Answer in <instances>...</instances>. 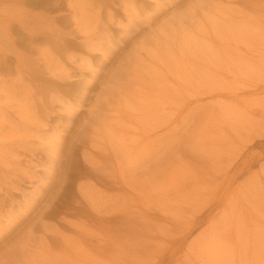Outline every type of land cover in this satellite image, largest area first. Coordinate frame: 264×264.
Wrapping results in <instances>:
<instances>
[{
  "label": "bare ground",
  "instance_id": "bare-ground-1",
  "mask_svg": "<svg viewBox=\"0 0 264 264\" xmlns=\"http://www.w3.org/2000/svg\"><path fill=\"white\" fill-rule=\"evenodd\" d=\"M148 1L23 0L21 52L9 23L3 72L8 81L2 90L20 98L9 106L0 101L5 129L0 133V220L11 212L1 207L11 209L10 201L18 196L24 202L13 200L12 208L37 210L59 163V178L66 183L60 193H75L89 221L64 231L44 226L43 212L52 203L46 201L36 211L43 234L39 246L30 253L34 238L29 232L26 244L12 251L15 264H106L112 259L124 264H264V233L251 227L253 214L264 209V176L243 178L257 165L264 173V163H258L261 156L223 162L217 150L218 144L234 143L246 149L264 139V104L247 106L264 98V0H253L257 10L246 14L232 9L213 14L210 0L187 9L178 8L176 0H157L154 13L142 20ZM116 8L125 14V28L120 29ZM169 12L170 19L155 23ZM138 35L149 46L141 49L145 58L138 50L116 59ZM247 79L245 87L228 88ZM75 93L84 103L72 100ZM7 116L14 122L8 123ZM79 116L73 146L63 144L64 127L52 146L39 140L49 124L63 121L71 129ZM201 122L208 124L197 136L208 141L204 149L194 140ZM43 157L49 172L41 165ZM77 162L103 191L94 185L70 189L67 180ZM172 163L184 170L171 183L160 181ZM38 180L44 181L40 187ZM24 185L33 192L23 191ZM145 200L160 203L161 226L121 253L119 224L132 231L135 202L142 209ZM143 216L148 217L146 210ZM170 237H175L172 243ZM50 241L57 244L55 255Z\"/></svg>",
  "mask_w": 264,
  "mask_h": 264
},
{
  "label": "rangeland",
  "instance_id": "rangeland-1",
  "mask_svg": "<svg viewBox=\"0 0 264 264\" xmlns=\"http://www.w3.org/2000/svg\"><path fill=\"white\" fill-rule=\"evenodd\" d=\"M155 1L157 0L148 1L149 3H148V7L145 10V14L143 16H140V19L144 20L146 15H152L154 13L153 8H154ZM161 1L162 0H160V3H162ZM202 1H208V0H176L175 3H178V6H177L178 8L187 9L193 6L194 4L198 2H202ZM239 1L240 0H210L208 7L212 8L213 14H216L219 11H223L226 9H229V10L232 9L233 12H239L240 14L242 13L246 14L248 12H251L252 10H257L256 8H258L253 5L252 3L253 0H242L244 3H239ZM170 2L171 0H168L165 3H170ZM42 4L44 3L42 2ZM260 6L264 8V2ZM22 7H23V0H0V101H2L4 104L6 103L5 106L6 105L9 106L10 101H12L14 98H17V97L20 98V96L18 95H16V97L14 98H11V94L9 95L5 94L4 91L2 90V87L5 85L4 81L6 82L8 81V78L5 76L6 74L4 75L3 72L5 70L4 63H5V55H6V47H7L6 35H7V29H8L9 23H12L11 24L12 33L15 39L17 50L21 52V50L23 49V47L21 46V42L19 41L21 32L18 26V21L21 16ZM32 7L34 8V6H31V8ZM40 7H41V3H40ZM36 10H40V9L38 8ZM170 12L165 16L159 17L155 23H162L163 21L170 19V16H171ZM50 15H54V14L51 13ZM115 15L117 16L116 18H118L122 23V27H120V29L125 28L127 25V22L124 16L125 14H122L120 9H117V11L115 12ZM6 18H7V25L4 27L3 22ZM120 36L121 35L119 34L115 35L113 41L117 42ZM144 39L145 38L142 35L141 36L138 35L135 38H133V40L125 48H123V50L119 53V56L116 59H120V57L123 56L124 53L126 52H129V51L138 52V50L141 53L142 58H145L146 56L145 52L141 49L147 50L149 46L143 44ZM86 80L90 81V78L87 77ZM249 83H250V80L248 79L247 80H235L232 84L228 86V88L236 89L240 87H245ZM72 96H73L72 98L73 101L75 102L81 101L84 103V98L80 94L75 93ZM21 98H22V95H21ZM19 102L21 103L20 100ZM85 103L87 105L86 100H85ZM259 104H264V98H260L258 100H250L247 106L258 107ZM54 106H55V110H57L58 109L57 104H54ZM85 108H87V106H85ZM82 117L83 116L78 117V119L74 122L71 129H70V125L66 127V124L63 121L57 122L56 120L55 122L49 124V126L44 129L48 133L46 134L44 138L42 137L39 140H42V144L45 147L52 146L51 144L49 145V143L53 141L54 135H58L64 127L65 134L63 138L64 139L63 144L65 142L66 146H67V143L73 146L72 140H70V138L73 137L72 132L74 131V128H76L77 126L81 124ZM25 118H29V114L25 113ZM6 120L8 123L14 122L13 116H10V118H8L7 116ZM1 121H2V118L0 117V122ZM187 124L189 127L194 126L193 122H187ZM207 126L208 124L203 125V123L201 122L196 132V137H194V140L196 142L198 141L197 143L200 148L206 147V145L208 144V141L204 140L202 137H197V136L205 132V129L207 128ZM0 128H1L0 133H3L5 131V129H3L4 127L0 126ZM182 132L183 130L179 132L177 136H173L175 133H172L171 139L177 138L178 136H180ZM7 134H8V131H7ZM18 138H21V136L18 135ZM0 140H2V138H0ZM8 141H9V138L6 137V143ZM259 143H263L264 145V139L256 140L253 145L248 146L246 149H242V147L238 146L235 143L231 146L218 144L217 145L218 156L221 159V161L230 162L232 164L238 163L240 159H243V158L257 160L258 157L261 156L258 162L259 164H261V163H264V147L258 146ZM179 150L184 152L182 148ZM40 152L41 151H37L36 153L38 154ZM175 156L180 157L178 153ZM77 164L78 165L76 167L77 170H76L75 175L73 176L72 179L69 177L67 180V184L70 185V189H72V191L75 192L76 188L78 187H84V186L89 187L90 185H94L97 189H99L100 191H103L104 188L100 184L97 183V181L92 177V175L84 174L83 167L79 165V162H77ZM175 164L176 163H172L168 165V169L165 173V177L160 179V181L169 182V183H171L172 180L175 181V178H177L184 170L181 167H177ZM41 165L43 166L45 171L49 172L48 170L49 164L45 160L44 157L42 159ZM58 167H59V163L56 164L57 172L54 176V179L52 178L49 183L45 181L47 185L46 184L44 185L45 188L42 193L44 202H41L37 210L46 201H51L52 202L51 206L45 209V211L43 212V214L45 215L43 216L44 218L41 224L44 226L55 227L56 229L60 231H64L65 229L69 228L70 224H74V223L82 222V221H85V222H89V221H87L85 217H83L82 214L80 213L81 205H84V204L80 198H77L75 196V193L71 192V190L70 192H66V193H64L65 191L64 190L63 193H60L62 184H66V183H62L61 182L62 178L61 179L59 178V171L61 169H59ZM22 169L26 170L25 167H22ZM257 170H258V165L253 166L251 170H249L243 175V178H248L251 176H253L254 178L256 176L263 177L264 173L259 172ZM43 184H44L43 180H38L37 182H35V185L38 187L42 186ZM156 184L157 183H155V185ZM155 185L153 184V186ZM46 188L48 189V192H46L47 190ZM21 189L25 191L26 193L33 192L32 191L33 188H29L27 185H24V187H21ZM154 193H157V187H154ZM17 194L21 195V192L18 190ZM52 194L54 195L52 196ZM21 199H23L22 196H18V197H15L13 200L16 203L20 204L24 202ZM152 199L154 200V198ZM13 200L10 201L11 209L6 204H4L1 207L6 211H11V212L7 218H3L2 220H0V264H15L13 260L14 257L11 258L12 255H15L12 253V251H14L13 250L14 248L17 249L21 245L26 244V239L28 238L29 232L32 233V236L34 238L33 239L34 242L31 244V247H28L30 248V250L34 249V251H30V253H34L36 251V249L39 246L38 244V242L40 241L39 238L43 237L41 229L39 225H37L36 223L37 222L36 221V211L37 210H35L34 212L28 210L26 212H29V213H26L24 210H25V207L27 206L20 207L17 205L15 207L13 206L12 208ZM135 205H136L135 207L137 210V215L135 219L133 220L135 223L131 222V225L135 226L134 229L132 231H130L129 229L126 230L125 225L119 224L120 225L119 227L120 235L122 236L121 246H120L121 253L127 252L128 249H130L134 243L145 239L146 232L148 234H151L152 231H156L157 227L159 225L161 226L160 219L162 215H163L162 218H164L165 216L164 210L162 211L161 205L158 202V200H155L153 202L145 200L143 204L141 203V208L146 210V213L148 216L147 218L144 216L142 217V213L145 212V210L140 209L138 205L136 204V202H135ZM138 212L140 213V215ZM23 214L26 216H21ZM90 222H92V220H90ZM251 224H252L251 226L252 229H255L256 227L257 230L259 229L262 233H264V209H261L259 212H256L253 214V219H252ZM198 231L199 229L194 230L191 233L188 240L192 239L198 233ZM174 239L175 237L174 238L170 237V240H171L170 243H172ZM48 246L50 248L51 254L55 255L57 252L56 251L57 244L50 241L48 242ZM263 260H264V245H263ZM24 262L26 261L24 260ZM167 263H168L167 261L163 262V264H167ZM106 264H124V263L120 259L119 260L112 259L111 262H107Z\"/></svg>",
  "mask_w": 264,
  "mask_h": 264
}]
</instances>
